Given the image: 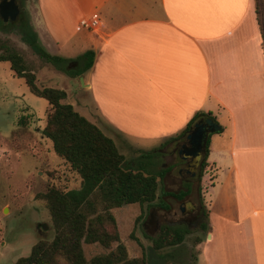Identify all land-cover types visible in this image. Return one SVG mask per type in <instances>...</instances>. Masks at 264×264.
Listing matches in <instances>:
<instances>
[{"label":"crops","instance_id":"obj_1","mask_svg":"<svg viewBox=\"0 0 264 264\" xmlns=\"http://www.w3.org/2000/svg\"><path fill=\"white\" fill-rule=\"evenodd\" d=\"M34 7L31 23L49 53L76 37L95 52L87 71L68 78H83L74 89L93 100L113 137L164 138L163 145L197 112L211 114L200 119L219 128L209 134L208 233L196 264H264V47L255 0H36ZM82 18L98 26L82 28Z\"/></svg>","mask_w":264,"mask_h":264},{"label":"rangeland","instance_id":"obj_2","mask_svg":"<svg viewBox=\"0 0 264 264\" xmlns=\"http://www.w3.org/2000/svg\"><path fill=\"white\" fill-rule=\"evenodd\" d=\"M18 2L25 11L30 27L37 34L31 23L36 0ZM257 4V17L264 38V0H257ZM17 25V20L8 22L5 26L11 29L7 33L0 30V40H7L8 45L12 44L20 51L26 62L35 70L38 86H64L68 91L65 101L106 131L125 157L133 158V167L153 174L162 169L166 170L159 179L158 197L151 207L133 203L111 210L129 257L145 255L149 264H196V240L206 239L208 227L203 230L201 225L206 218L203 214L193 213L192 210L198 207L207 211L208 195L205 190L206 183L209 182V170L206 164L196 175L193 172L195 169L186 168L183 164L184 152H181L180 145L187 136L180 139L177 145L168 143L169 141L160 145L164 138L138 140L128 136L113 137L111 131L105 130L102 118L91 102L93 100L88 97L85 100L81 93L74 89L83 85L81 77L73 80L68 78V75H75L82 66L80 64L69 69L66 60L76 59L84 53L88 47L87 42H79L76 37L56 53L61 60L44 63L22 39V30L17 28ZM38 41L42 45L40 40ZM48 108V101L34 95L25 79L11 70L9 62H0V264H13L20 257L27 255L39 239L53 237L50 215L39 194L51 186L62 190L77 188L81 182L80 177L54 152L51 140L40 133L46 124ZM137 149H143L145 152L158 150L159 155L141 156L136 152ZM187 188H190L187 195L179 198L174 196ZM163 224L189 231L181 245L174 247L175 249L163 250H173L174 258L171 263H163L152 250L153 238L158 235ZM83 248L86 259L108 252L98 243H84Z\"/></svg>","mask_w":264,"mask_h":264},{"label":"trees","instance_id":"obj_3","mask_svg":"<svg viewBox=\"0 0 264 264\" xmlns=\"http://www.w3.org/2000/svg\"><path fill=\"white\" fill-rule=\"evenodd\" d=\"M255 1L258 13L257 0ZM17 21V28L22 30V39L44 63L62 59L56 54L49 53L39 44L37 34L30 27L23 8ZM0 22H2L0 30L7 33L11 28L5 26L7 23L1 19ZM94 56L93 50H87L76 59L66 60L69 69L80 64L82 66L72 76H81L87 71L93 65ZM2 61L10 63L11 70L25 79L34 95L48 101L46 124L40 133L51 140L54 152L81 179L77 188L62 190L51 186L39 194L49 212L54 235L51 239H39L32 245L27 255L20 257L13 264H149L145 255L129 257L111 210L133 203L151 207L158 197L159 179L166 170L162 169L153 174L133 167V158H126L113 138L65 101L67 96L65 90L36 84L35 70L14 45H8L7 40H0V62ZM204 117H211V114L197 112L185 129L169 141L183 138L194 124ZM221 130L220 128L219 131ZM208 146L209 136L201 170L207 164ZM138 155L158 156L159 153L158 150H151L141 151ZM189 192L190 188H187L174 196L179 198ZM203 215L207 218L208 212L203 210ZM201 227L206 230V223H202ZM188 233L189 231L184 228L163 224L158 235L153 238L152 250L163 263H171L174 258L173 250L167 252L163 250L175 249L174 247L181 245ZM196 242L199 243L200 240L197 238ZM84 243H98L108 252L86 259Z\"/></svg>","mask_w":264,"mask_h":264},{"label":"flooded vegetation","instance_id":"obj_4","mask_svg":"<svg viewBox=\"0 0 264 264\" xmlns=\"http://www.w3.org/2000/svg\"><path fill=\"white\" fill-rule=\"evenodd\" d=\"M1 1V0H0ZM3 4H6L7 6L10 5V0H2ZM14 4L18 7V12L16 14V16L14 18L9 17L8 20H4L3 16L0 15V19L5 22L8 23L10 21H15L19 18L20 16V12H21V5L19 4L18 0H14ZM4 13V12H3ZM7 13V12H6ZM205 143L203 142V140L201 139L200 141L197 142V139L194 140H187L183 141V143L180 145V150L181 152L184 153H191V158L190 159H183V164L185 165L186 168H190V169H195V171H193L194 173H196V175L199 173V170L201 169V163H202V158L204 156V152H205ZM185 156V155H184ZM183 155L182 157L185 158ZM192 173V171H189ZM193 213H197V214H203V210L199 209L198 207L194 208L192 210Z\"/></svg>","mask_w":264,"mask_h":264},{"label":"water","instance_id":"obj_5","mask_svg":"<svg viewBox=\"0 0 264 264\" xmlns=\"http://www.w3.org/2000/svg\"><path fill=\"white\" fill-rule=\"evenodd\" d=\"M5 4H3L2 0L0 1V15L3 16L4 20H8L9 17L14 18L18 12V7L14 4V0H10L9 6ZM81 81L82 84L85 85L82 77H81ZM218 128L219 126L209 118L206 120H199L194 124V126L188 133L186 139L187 140L197 139V142L202 139L206 145V141L208 139L209 134L215 132L216 130H218Z\"/></svg>","mask_w":264,"mask_h":264},{"label":"built area","instance_id":"obj_6","mask_svg":"<svg viewBox=\"0 0 264 264\" xmlns=\"http://www.w3.org/2000/svg\"><path fill=\"white\" fill-rule=\"evenodd\" d=\"M97 18H82L80 20V26L85 29H94L98 26Z\"/></svg>","mask_w":264,"mask_h":264}]
</instances>
